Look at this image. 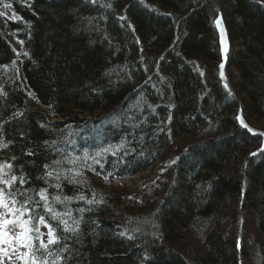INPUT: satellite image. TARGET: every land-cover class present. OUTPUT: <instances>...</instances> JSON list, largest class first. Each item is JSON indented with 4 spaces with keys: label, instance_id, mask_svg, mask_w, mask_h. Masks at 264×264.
Here are the masks:
<instances>
[{
    "label": "trees",
    "instance_id": "obj_1",
    "mask_svg": "<svg viewBox=\"0 0 264 264\" xmlns=\"http://www.w3.org/2000/svg\"><path fill=\"white\" fill-rule=\"evenodd\" d=\"M4 3L0 165L17 179L0 198L24 218L27 259L264 264L263 137L239 121H264V0ZM183 137L139 195L114 187Z\"/></svg>",
    "mask_w": 264,
    "mask_h": 264
},
{
    "label": "rangeland",
    "instance_id": "obj_2",
    "mask_svg": "<svg viewBox=\"0 0 264 264\" xmlns=\"http://www.w3.org/2000/svg\"><path fill=\"white\" fill-rule=\"evenodd\" d=\"M4 4V0H0V13H3V15H0V22L3 21L4 16L15 20L16 18L8 10V7L5 8L3 6ZM10 41L14 44L15 49L19 51V44L15 43V40L13 38H10ZM226 57L222 62L223 66L226 62ZM251 123L254 128L264 131V121H253ZM189 141L190 137H183L178 141H174L170 145V148L166 152L165 157L162 161L158 162L154 167L142 174H138L127 179L114 181V187L117 189H129L131 192H133V194L139 195L148 184L153 183L160 177V174L166 167H168L175 161L176 150L179 147L189 143ZM2 178L6 179L4 175H2ZM5 203L8 205L7 208L3 206ZM9 209H12L14 212L16 208L11 202L0 198V218L16 221L14 226L10 224L3 231H0V264H33L29 261V259H27V242L29 237L26 235L27 229L25 228L23 223L24 218L22 217L18 220H14L13 212H10ZM5 232L7 233L6 235ZM40 232L43 243L45 245L48 244L49 229L44 224H42L40 227Z\"/></svg>",
    "mask_w": 264,
    "mask_h": 264
},
{
    "label": "snow or ice",
    "instance_id": "obj_3",
    "mask_svg": "<svg viewBox=\"0 0 264 264\" xmlns=\"http://www.w3.org/2000/svg\"><path fill=\"white\" fill-rule=\"evenodd\" d=\"M3 6H4L5 8L9 7V5H7V4H4ZM0 15H3V13H0ZM216 23H217V25L219 26V25H220V19H217ZM20 43H23V41H21ZM220 67H221V69H222V68H223V64H222ZM221 74H222V73H221ZM225 87H226V88L228 87L227 84H225ZM240 124H241V126H242L243 128L247 129L248 132L252 133V135L257 136V137H264V132H257L256 130L250 128V127L244 122V120H243L242 118L240 119ZM6 146H7V145H5V147H6ZM258 154H264V147L260 148V149L258 150V152L250 153V155H253V156L258 155ZM29 155H31V153H29ZM45 167H47V166H45ZM4 168L11 169V168H12V165H11V164L0 165V174L6 175V173L3 172ZM48 175L51 176L52 173L49 172ZM16 179H17L16 176H12L10 180H5V179L2 178V175H0V184H5V185H8V186H11L12 182L16 181ZM21 182L23 183V181H21ZM57 187H59V185H57ZM2 192H3V189H0V193H2ZM38 194H39V196H40V198H41L42 200H46V199H47V197H46V195H45V190H41ZM57 199H58V198H57ZM14 203H15V201H14ZM3 206H4L5 208L8 207V205H7L6 203H5ZM26 210H27V209H26ZM9 211H10V212H13L12 209H9ZM16 211H18V210H16ZM48 211H51V209H48ZM5 215H6V214H5ZM53 218H55V215H54ZM18 219H19V218H17V220H18ZM40 219H41V222L43 223V222H44V221H43V217H41ZM15 223H16V221H13V220H11V219H2V218H0V231H3V230H4L5 228H7V226L10 225V224L14 226ZM63 223L66 224V221H63ZM37 231H38V230H37ZM6 234H7V233L5 232V235H6ZM48 236H49L48 244H53V243L56 242V241H55V238H54V232H53L51 226H49ZM41 245H42V247H45V248L47 247V245H45V244L43 243V241H41ZM162 251H167V250H162ZM155 260H156V258H155V257H152V258L150 259V261H149V264H153V262H154ZM160 264H164V262L161 261Z\"/></svg>",
    "mask_w": 264,
    "mask_h": 264
},
{
    "label": "water",
    "instance_id": "obj_4",
    "mask_svg": "<svg viewBox=\"0 0 264 264\" xmlns=\"http://www.w3.org/2000/svg\"><path fill=\"white\" fill-rule=\"evenodd\" d=\"M220 19V25L218 26L217 23H216V27H217V31L219 33V36H220V42H221V46H222V49L224 51V53L227 52L228 48H229V38H228V32H227V28H226V25H225V22L223 20V18H219ZM243 119L244 122L252 129L256 130L257 132H264L262 130H259L257 128H254L253 126H251L246 120L245 118L240 115L239 117V121L240 119ZM245 129V128H244ZM247 130V129H246ZM263 147H264V137H263Z\"/></svg>",
    "mask_w": 264,
    "mask_h": 264
}]
</instances>
